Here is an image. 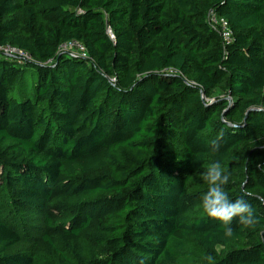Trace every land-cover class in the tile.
Here are the masks:
<instances>
[{"label":"trees","instance_id":"obj_1","mask_svg":"<svg viewBox=\"0 0 264 264\" xmlns=\"http://www.w3.org/2000/svg\"><path fill=\"white\" fill-rule=\"evenodd\" d=\"M0 47V264H264V0H0Z\"/></svg>","mask_w":264,"mask_h":264},{"label":"clouds","instance_id":"obj_2","mask_svg":"<svg viewBox=\"0 0 264 264\" xmlns=\"http://www.w3.org/2000/svg\"><path fill=\"white\" fill-rule=\"evenodd\" d=\"M210 149L212 152H217L218 143L213 141ZM201 179L208 185V190L202 196L203 210L210 218L221 222L226 238L233 236L234 229L231 225L234 220L243 227H254L259 222L255 209L243 196L236 199L229 198L224 186L229 183L230 175L222 168L219 161L210 163L202 173Z\"/></svg>","mask_w":264,"mask_h":264},{"label":"built area","instance_id":"obj_3","mask_svg":"<svg viewBox=\"0 0 264 264\" xmlns=\"http://www.w3.org/2000/svg\"><path fill=\"white\" fill-rule=\"evenodd\" d=\"M208 21L212 28L222 35L226 43L230 44L233 42L234 34L229 26V22L226 19L219 17L214 11H211L209 13ZM60 50L62 53H66L71 57H81L87 59L85 47L78 42H69L64 44ZM0 53L10 58H17L19 60H32L31 56L27 52L10 47H0Z\"/></svg>","mask_w":264,"mask_h":264},{"label":"water","instance_id":"obj_4","mask_svg":"<svg viewBox=\"0 0 264 264\" xmlns=\"http://www.w3.org/2000/svg\"><path fill=\"white\" fill-rule=\"evenodd\" d=\"M111 36H113L112 34H111ZM112 39H114V36L113 37H111Z\"/></svg>","mask_w":264,"mask_h":264},{"label":"rangeland","instance_id":"obj_5","mask_svg":"<svg viewBox=\"0 0 264 264\" xmlns=\"http://www.w3.org/2000/svg\"><path fill=\"white\" fill-rule=\"evenodd\" d=\"M31 81H32V80L30 79V83H31Z\"/></svg>","mask_w":264,"mask_h":264}]
</instances>
